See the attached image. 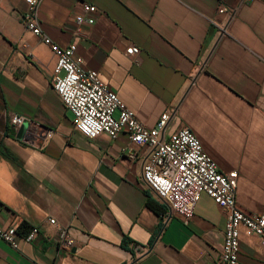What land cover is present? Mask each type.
Here are the masks:
<instances>
[{"label": "crops", "instance_id": "crops-1", "mask_svg": "<svg viewBox=\"0 0 264 264\" xmlns=\"http://www.w3.org/2000/svg\"><path fill=\"white\" fill-rule=\"evenodd\" d=\"M86 2L93 24L76 20ZM221 5L237 8L222 38ZM26 8L0 0V227L25 221L39 234L20 231L18 249L0 241V264H218L225 210L202 193L188 222L163 217L143 181L147 148L126 131L89 139L75 127L51 84L56 56L21 23ZM39 20L146 126L176 106L166 135L189 127L220 171H238V206L264 212V0H42ZM64 228L74 252L59 251ZM239 260L264 264V240L245 227Z\"/></svg>", "mask_w": 264, "mask_h": 264}, {"label": "built area", "instance_id": "built-area-1", "mask_svg": "<svg viewBox=\"0 0 264 264\" xmlns=\"http://www.w3.org/2000/svg\"><path fill=\"white\" fill-rule=\"evenodd\" d=\"M25 2L27 8L21 17V23L26 30L39 36L50 46L56 56L51 84L66 109L72 113L75 127L89 139H95L103 133L114 139L119 133L126 131L131 140L147 148L143 156V181L147 189L165 205V219L177 215L188 222L194 215L202 193L210 195L225 210L227 218L218 264H242L239 260L241 228L245 227L264 240V212H245L238 206V171H220L217 162L205 152L200 139L189 127H182L171 135H166L167 128L176 115V106L167 108L156 126H146L100 78L96 70L84 68L74 58V44L62 47L43 33L39 20L42 0ZM82 9L84 14L76 17L77 22L93 24L97 6L86 2ZM236 12L237 8L225 5L219 7V13L228 16V21L219 26L220 38L228 34V26ZM139 51L138 47L127 49L128 54ZM25 121L21 116L13 118V123L17 126ZM49 221L56 223L52 218ZM38 234L39 228L35 225L30 227L24 237L31 241ZM19 237V226L0 227V241L14 249L19 248ZM75 245L76 241L69 230L61 229L59 251L70 253ZM135 250L141 253L144 247L136 244Z\"/></svg>", "mask_w": 264, "mask_h": 264}, {"label": "trees", "instance_id": "trees-1", "mask_svg": "<svg viewBox=\"0 0 264 264\" xmlns=\"http://www.w3.org/2000/svg\"><path fill=\"white\" fill-rule=\"evenodd\" d=\"M147 204L152 209H154L156 211H159L158 206L156 205V203H155V201L153 199H151V198L148 197ZM27 229H29V225L25 221H22L21 224L19 225V230L22 231V230H27ZM128 242H129V240H126L125 241V245Z\"/></svg>", "mask_w": 264, "mask_h": 264}, {"label": "water", "instance_id": "water-1", "mask_svg": "<svg viewBox=\"0 0 264 264\" xmlns=\"http://www.w3.org/2000/svg\"><path fill=\"white\" fill-rule=\"evenodd\" d=\"M27 129H28V124L23 123L21 126L20 135H23ZM74 251H75V249L72 250V252H74Z\"/></svg>", "mask_w": 264, "mask_h": 264}]
</instances>
